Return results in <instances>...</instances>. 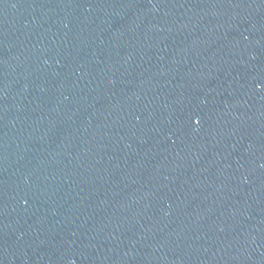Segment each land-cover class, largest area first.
Wrapping results in <instances>:
<instances>
[{"label": "water", "instance_id": "1", "mask_svg": "<svg viewBox=\"0 0 264 264\" xmlns=\"http://www.w3.org/2000/svg\"><path fill=\"white\" fill-rule=\"evenodd\" d=\"M0 264H264V0H0Z\"/></svg>", "mask_w": 264, "mask_h": 264}]
</instances>
